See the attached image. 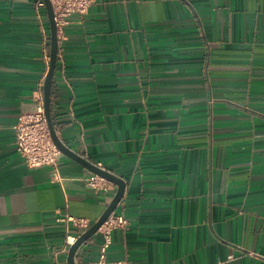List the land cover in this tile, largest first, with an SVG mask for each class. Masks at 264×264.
Masks as SVG:
<instances>
[{"label": "crops", "instance_id": "obj_1", "mask_svg": "<svg viewBox=\"0 0 264 264\" xmlns=\"http://www.w3.org/2000/svg\"><path fill=\"white\" fill-rule=\"evenodd\" d=\"M41 2L0 0V264H68L84 230L67 216L95 223L118 191L64 154L53 182L16 150L49 69ZM58 40V137L127 184L108 263L264 264V0H94Z\"/></svg>", "mask_w": 264, "mask_h": 264}, {"label": "built area", "instance_id": "obj_2", "mask_svg": "<svg viewBox=\"0 0 264 264\" xmlns=\"http://www.w3.org/2000/svg\"><path fill=\"white\" fill-rule=\"evenodd\" d=\"M54 9L55 21L58 31L67 24V19L75 14L86 15L92 7L94 0H50ZM44 7V3L39 4ZM50 61V58L47 59ZM43 86H41L42 88ZM15 134V147L23 158L27 166L31 169L52 168L53 182L62 183L63 178L59 172L58 159L61 151L55 145L48 121L44 111L43 97L38 99V108L35 112L22 114L18 122L13 127ZM87 185L96 191H108L109 182L93 175L87 180ZM66 221L75 228L86 231L92 226V222L73 217L66 218ZM127 220L124 217H110L100 228L99 232L104 236V242L100 248L97 264H128V263H108L107 251L111 246V234L116 228H124ZM76 237H67L66 244L62 249L68 252L69 247L76 241Z\"/></svg>", "mask_w": 264, "mask_h": 264}, {"label": "water", "instance_id": "obj_3", "mask_svg": "<svg viewBox=\"0 0 264 264\" xmlns=\"http://www.w3.org/2000/svg\"><path fill=\"white\" fill-rule=\"evenodd\" d=\"M45 9L47 11V15L50 22V28H51V50H50V63H49V69L46 74L44 85H43V100H44V111L45 116L48 121V125L50 128L52 139L55 143V145L59 148L62 154L65 156L75 160L79 164H81L83 167L87 168L89 171H91L93 174L98 175L104 179H106L108 182L117 185L118 191L116 195L114 196L113 200L105 210V212L102 214V216L97 220L95 223L92 224L90 228H88L86 231H84L77 239L76 241L69 247L68 250V257H67V263L68 264H77L75 257L79 250V248L86 243L89 239H91L93 236H95L102 225L113 215L116 208L120 204L121 200L124 197L127 184L125 180L115 176L114 174L108 172L107 170H104L97 165L91 163L87 159L83 158L79 154L72 151L70 148H68L62 140L58 137L57 131L55 129L53 117H52V109H51V90L52 85L54 81V76L56 72L57 62L59 58V40H58V27L55 21V14L54 9L52 6V3L50 0H43Z\"/></svg>", "mask_w": 264, "mask_h": 264}]
</instances>
